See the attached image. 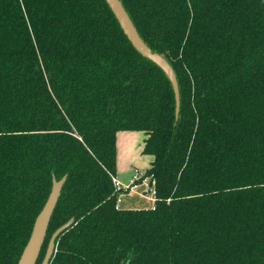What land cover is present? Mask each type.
Segmentation results:
<instances>
[{"label": "trees", "instance_id": "trees-1", "mask_svg": "<svg viewBox=\"0 0 264 264\" xmlns=\"http://www.w3.org/2000/svg\"><path fill=\"white\" fill-rule=\"evenodd\" d=\"M0 0V264L66 176L36 264H264V0ZM146 135L151 209L116 206V134Z\"/></svg>", "mask_w": 264, "mask_h": 264}, {"label": "water", "instance_id": "water-1", "mask_svg": "<svg viewBox=\"0 0 264 264\" xmlns=\"http://www.w3.org/2000/svg\"><path fill=\"white\" fill-rule=\"evenodd\" d=\"M105 2L112 11L124 35L127 37L128 41L133 46V48L143 58L149 60L150 62L155 64L159 69H161L166 78L168 79L174 94L175 116L177 117L179 112L180 99L178 82L173 68L163 55L152 52L151 49L145 44L119 0H105ZM65 180L66 176H63L60 180H56L54 177L52 178L50 193L41 211L38 213L34 220L28 241L20 254L17 264H36V261L38 259L39 253L46 237L50 218L57 204ZM72 223L73 219L71 218L52 233L48 240L46 250L40 264H49V261L55 250V242L57 237L64 230L70 227Z\"/></svg>", "mask_w": 264, "mask_h": 264}, {"label": "crops", "instance_id": "crops-1", "mask_svg": "<svg viewBox=\"0 0 264 264\" xmlns=\"http://www.w3.org/2000/svg\"><path fill=\"white\" fill-rule=\"evenodd\" d=\"M146 139V135L143 132H137V131H122L118 132L116 134V178L121 182V183H126L129 180V176L132 175V158L130 157V150L133 147L134 143H137L140 145V149L142 152L143 145H144V140ZM148 158V166L152 161V157L145 155ZM119 157H120V162H119ZM127 161L126 166L124 165L125 163H121V161ZM144 168V169H147ZM130 172V173H129ZM126 181V182H124Z\"/></svg>", "mask_w": 264, "mask_h": 264}, {"label": "built area", "instance_id": "built-area-1", "mask_svg": "<svg viewBox=\"0 0 264 264\" xmlns=\"http://www.w3.org/2000/svg\"><path fill=\"white\" fill-rule=\"evenodd\" d=\"M112 182L116 193L115 207L117 209L120 207L121 197L125 194L133 193L153 203L155 202L154 181L151 176H145V172H133L126 183H121L116 177L112 178Z\"/></svg>", "mask_w": 264, "mask_h": 264}, {"label": "rangeland", "instance_id": "rangeland-1", "mask_svg": "<svg viewBox=\"0 0 264 264\" xmlns=\"http://www.w3.org/2000/svg\"><path fill=\"white\" fill-rule=\"evenodd\" d=\"M139 149H140V145L134 143L132 149L129 151L130 152L129 158H132V163L130 164L133 166L130 171L135 173H137V171L145 172L146 169L144 168H147L148 166V158L144 154H142L141 150L139 151ZM119 162H120V157H119ZM122 162L125 163L124 165L126 166L127 161L123 160L121 161V163ZM153 205H154L153 202L146 200L145 198H142L133 193L130 195H126V194L123 195L121 197V203H120V207L123 209H151L153 208Z\"/></svg>", "mask_w": 264, "mask_h": 264}]
</instances>
